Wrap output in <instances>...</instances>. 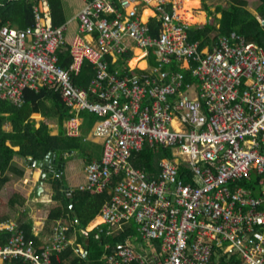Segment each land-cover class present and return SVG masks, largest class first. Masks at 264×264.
Listing matches in <instances>:
<instances>
[{
	"label": "built area",
	"instance_id": "1",
	"mask_svg": "<svg viewBox=\"0 0 264 264\" xmlns=\"http://www.w3.org/2000/svg\"><path fill=\"white\" fill-rule=\"evenodd\" d=\"M116 1L87 0L77 11L67 66L58 52L69 21L53 24L49 0H34L33 25H0V100L21 105L26 89L58 92L71 137L88 139L83 113L95 115L91 134L102 151L78 188L111 195L89 226L131 228L142 243L116 242L104 264H212L219 249L240 264H264V44L232 30L204 49L189 39L183 0ZM143 3L171 5L157 17L158 34L142 18ZM128 40L154 62L130 66ZM85 61L94 77L82 86L73 74ZM172 63L182 70L165 69ZM145 145L171 156L145 169L132 160ZM4 228L3 259L55 264L69 243L62 222L38 247L16 221H1Z\"/></svg>",
	"mask_w": 264,
	"mask_h": 264
},
{
	"label": "trees",
	"instance_id": "2",
	"mask_svg": "<svg viewBox=\"0 0 264 264\" xmlns=\"http://www.w3.org/2000/svg\"><path fill=\"white\" fill-rule=\"evenodd\" d=\"M87 0H69L70 5L79 10ZM117 2L116 0H113ZM34 0H0V25L13 24L25 28L34 24L33 4ZM52 14V22L55 26L67 23L63 0H49ZM191 0L188 4L196 3ZM257 6L258 14L264 19V0H259ZM245 0H230L228 7L218 5L215 12L221 11V16L214 15L210 21L204 25L188 24L186 25L189 39L191 41L199 40L201 47L216 42L220 34H227L232 30L242 34L246 40L264 44V25L260 18L245 6ZM211 11V10H210ZM211 13H213L211 11ZM70 25V26H69ZM79 22L74 20L67 23L64 31L66 40L65 48L58 52L59 63L67 66L70 63L69 47L75 33L78 30ZM150 26L154 34L159 33L160 20L153 17L150 20ZM213 32L214 34H211ZM154 62L153 58L151 59ZM134 64V62H132ZM178 70L180 67L172 63L165 69ZM182 70V69H180ZM186 80L192 78L189 69H183ZM94 77V68L92 64L85 61L80 72L73 74V80L76 84L86 86ZM33 112H41L44 119L36 126L35 119L31 117ZM88 113L84 112L83 115ZM70 115L68 106L62 101L58 92H54L46 87L39 90L26 89L25 99L21 105H15L8 100H0V186L7 180L4 172L11 168L23 173L22 170L12 165V159L16 153L23 156H32L34 159H44L48 152L63 155L69 150L79 148V138L68 136L65 132L64 122ZM50 122H56L59 127L57 134L50 132ZM11 125L10 129L5 128V124ZM10 141L11 144H8ZM19 145L18 150L13 146ZM171 156L168 149L160 146L145 145L141 150L134 152L133 162L145 169L152 170L156 158L163 154ZM87 154V153H84ZM88 160H91V156ZM63 158V157H62ZM64 160V158H63ZM188 180V179H187ZM53 187L62 188L61 179L53 182ZM110 192H95L93 190L73 189L72 195L62 193L61 204H58L50 210L51 217L68 216L78 229L81 228L88 232L79 230L77 242L83 243V249H87V256L75 253L74 245L68 244L67 247L59 254V258H54L55 264H104L102 257L105 252L109 251L118 241H124L126 234L132 231L128 228L127 232L114 233L112 227L107 223H100L102 230L98 226H89L101 210L103 203L110 198ZM25 198L15 191L10 198V204H23ZM73 205L74 207L72 208ZM74 212L78 215L79 222L74 220ZM19 223V224H18ZM18 226L23 230L27 239H30L38 247V237L33 233V226L29 221H18ZM99 233V236H97ZM11 235L8 229H0V242H5ZM37 242V243H36ZM17 264L23 263L19 259H13ZM241 259L236 254L223 255L221 249L213 256L212 264H240Z\"/></svg>",
	"mask_w": 264,
	"mask_h": 264
},
{
	"label": "crops",
	"instance_id": "3",
	"mask_svg": "<svg viewBox=\"0 0 264 264\" xmlns=\"http://www.w3.org/2000/svg\"><path fill=\"white\" fill-rule=\"evenodd\" d=\"M191 0H183V8H182V13L183 16L185 17L186 14L190 13V18H197L199 20H196V23H203L200 26L204 25L209 19H212L211 16L207 15V12L205 9L202 7V2L203 0H195L197 1L196 3H191L188 4ZM246 1V8L253 12L255 15H257L260 20L261 16L258 14L257 6H253V3H256L254 0H245ZM214 0H208V3L210 4V10L213 12L214 9L218 5H213ZM63 5L65 9V14L67 21L72 22L76 19V14H77V9L76 7L70 5L69 0H63ZM170 3H167L164 7L162 6H156L154 4L150 3H143L140 7V12L142 15V18L146 21H149L153 17H158L159 15L162 14H168L170 12ZM217 12V16H221V13ZM199 17V18H198ZM185 19L188 21L189 24H192L189 22V20L185 17ZM263 21V20H262ZM261 21V22H262ZM198 25V24H197ZM264 25V23H263ZM129 45L131 46V52L127 55L129 60V65L130 66H136L138 67H147L151 63V58L143 57L144 50L139 48L132 40H128ZM213 43L211 42L210 44L204 45V49L211 48ZM132 60L134 61L135 64L132 63ZM31 117L35 119L36 126L40 125V122L45 118L44 115L41 112H33L31 114ZM85 117V115H84ZM85 119V118H84ZM93 125V124H92ZM50 132L52 134H57L59 131L58 124L56 122H50ZM85 126V123H84ZM5 128L10 129L11 125L9 123H6ZM57 129H56V128ZM84 128V127H83ZM56 130L55 132L53 130ZM92 126H90L89 131L87 136H89L88 140L90 139L91 141L97 143L100 146V149L102 151V139L92 135ZM8 144H11L10 141H8ZM14 149L18 150L20 148L19 145L13 146ZM67 154L61 155H56V160H61L65 162V166L62 169V174H66V178L69 181L68 187H70V191L65 190L63 188V192L67 193L68 196L72 195L73 189H77L78 186L86 181V173L84 172V178L85 180H78L77 183H75V176L76 173L72 172V170L75 168V157H78V155H75L78 153L77 150H72V151H67ZM79 154V153H78ZM101 154V152H100ZM100 154L98 155H93L92 153H88L85 155V158L87 159L86 164L91 161L94 158L100 157ZM91 156V160H88V156ZM71 157H74V159H71ZM64 160H63V158ZM67 159V160H66ZM69 159L71 161H69ZM12 165L23 171V173H20L19 171H15L11 168H8L5 172L4 175H6L8 178L7 180L1 184L0 186V222L4 220H14L18 223L19 220L22 221H29L32 226H33V233L38 237L37 242L40 244L43 243V240L50 235V233L53 230L54 225H56L58 222H62L66 225L67 227V237L69 240L70 245H74L75 253L71 257H74L76 254H82L84 256H87L88 250L83 249V243L78 241L77 242V237H78V232L80 229H78L75 225H73V221L69 219L68 216H57V217H51L50 216V210L54 208L53 206L50 210L49 213L46 209V207L51 206V202H54L52 199L53 195V190L50 189V186L48 184L49 179L53 177H58L55 175H52V173H48L45 177V180L43 181V187L44 191H41V193L38 195L36 190L38 186V181L41 177L42 170L32 164V160L30 159V156L26 157L23 156L20 153H16L12 159ZM84 166V169H85ZM67 172V173H66ZM52 175V176H51ZM67 186V185H66ZM72 187V188H71ZM17 191L21 194L22 197L25 198L23 204H10V198L12 197L13 193ZM59 204V203H58ZM73 208V207H72ZM74 220L76 222H79V219L77 216H75L74 213ZM72 222V223H71ZM19 224V223H18ZM81 232H84L85 235H88L87 231H84L82 228L80 230ZM127 232V231H126ZM132 232L129 231L126 234V239L128 238L134 245L135 247H138L140 244L139 240L136 241V243L133 241L134 238H136L133 235H131ZM125 239V240H126ZM36 242V243H37ZM4 243V242H1ZM140 243V244H139ZM142 245H140L141 247ZM85 251L87 252L85 254ZM0 264H17L13 259H3L0 257Z\"/></svg>",
	"mask_w": 264,
	"mask_h": 264
},
{
	"label": "rangeland",
	"instance_id": "4",
	"mask_svg": "<svg viewBox=\"0 0 264 264\" xmlns=\"http://www.w3.org/2000/svg\"><path fill=\"white\" fill-rule=\"evenodd\" d=\"M254 1L256 3H253L254 4L253 6H256V4L259 5V3H260L259 0H254ZM229 4H230V0H214V2H213V5H221L222 7H228ZM202 7L205 9V11L207 12L208 16H211L213 18V17H215L214 15H217V12H215V11H213V13H211L210 4L208 3V0H203ZM220 13H221V11H220ZM210 20L211 19H209L208 21H210ZM189 22H191L192 24H196V25L197 24L198 25L203 24V23H196L195 21H190V20H189ZM262 25H263V23H262ZM211 34H214V33L211 32ZM213 44H215V43H213ZM95 120H96V117H95L94 114L91 115V114L88 113L87 115H85V126L83 128V136L88 133L90 126H92V124L95 122ZM53 131L55 132L56 130L54 129ZM78 140H79L78 141L79 142V148H78V153L79 154L78 153L75 154V155H78V157H75V159H76L75 160L74 157L70 156L71 159L75 160V168L72 170V172L76 173L75 183H77L78 180H80V179L83 180V181L85 180V178L83 176H84V172L86 173V171L84 169V166H85V163L87 162V159L85 158L86 154H84V153H87V154L88 153L89 154L92 153L93 155H98L101 152L100 146L97 143L91 141L90 139L88 140V139H84V137H80ZM66 154L67 153H65V155ZM69 161H71V160L69 159ZM60 179L61 178L58 176V177H53V178L49 179V181H48L50 189L54 191L53 195H52V199L54 200V202H51L52 204H51L50 207H46L48 213H49V210L53 206L58 205V203L61 204L60 202L62 201V198H63L62 197L63 188H60V189L57 190V188L53 187L54 186L53 182H58V181H60ZM68 183H69V181L66 178V174H63V178L61 179V184L62 185L64 184V185L68 186ZM65 190L66 189L64 188V191ZM67 221H69V217H68ZM133 238H134V235H133ZM137 240L138 239H136V238L133 239V241L135 243H136Z\"/></svg>",
	"mask_w": 264,
	"mask_h": 264
},
{
	"label": "water",
	"instance_id": "5",
	"mask_svg": "<svg viewBox=\"0 0 264 264\" xmlns=\"http://www.w3.org/2000/svg\"><path fill=\"white\" fill-rule=\"evenodd\" d=\"M72 151V150H69ZM30 159L32 160V164L39 167L42 170L41 173V177L38 181V186H37V194L39 195L41 193V191H44V187H43V181L45 180V177L48 173H52V175L55 176H59L61 179L63 178V174H62V169L65 166V162L61 161V160H56V153H51L48 152L45 156L44 159H34L32 156H30ZM51 175V176H52ZM63 188H65L67 191H70V187L66 186V185H62ZM72 207H74L73 205H71ZM75 213V216L78 215ZM87 252L85 251V254Z\"/></svg>",
	"mask_w": 264,
	"mask_h": 264
},
{
	"label": "bare ground",
	"instance_id": "6",
	"mask_svg": "<svg viewBox=\"0 0 264 264\" xmlns=\"http://www.w3.org/2000/svg\"><path fill=\"white\" fill-rule=\"evenodd\" d=\"M190 15H191V14L188 13V14L185 15V17H186L188 20H190V21H196V20H199V19H197V18H190ZM198 18H199V17H198ZM132 62H134V61L132 60ZM135 63H136V62H135ZM135 63H134V64H135Z\"/></svg>",
	"mask_w": 264,
	"mask_h": 264
}]
</instances>
